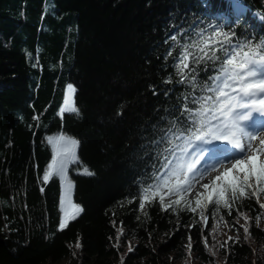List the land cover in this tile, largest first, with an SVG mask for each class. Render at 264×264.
<instances>
[{
    "label": "trees",
    "instance_id": "obj_1",
    "mask_svg": "<svg viewBox=\"0 0 264 264\" xmlns=\"http://www.w3.org/2000/svg\"><path fill=\"white\" fill-rule=\"evenodd\" d=\"M240 2L247 12L237 19L233 0H0V264H189V235L191 264H264V228L254 223L247 243L241 229L239 244L212 256L202 223L188 227L198 216L155 202L140 211L132 200L150 171L146 130L184 90L164 83L173 72L164 59L172 25L223 14L238 36L259 41L264 0ZM68 84L78 115H61ZM59 133L79 142L68 176L83 209L63 231L62 180L43 182L55 156L47 138ZM244 203L255 209H244L250 217L264 212Z\"/></svg>",
    "mask_w": 264,
    "mask_h": 264
},
{
    "label": "snow or ice",
    "instance_id": "obj_2",
    "mask_svg": "<svg viewBox=\"0 0 264 264\" xmlns=\"http://www.w3.org/2000/svg\"><path fill=\"white\" fill-rule=\"evenodd\" d=\"M233 10L237 19L243 14L240 0H233ZM221 20L227 17L217 14L194 18L187 27L172 25L175 30L164 41L169 45L164 59L170 58L173 72L164 83L181 85L184 90L172 108L146 130V142L141 147L151 161L150 171L146 169L139 181V192L132 198L138 201L140 211L155 202L165 212L198 216L188 227L202 223V241L212 256L220 249L227 250L230 241L239 244L241 229L247 243L251 223L260 229L264 220V212L250 217L244 210H255L244 203L252 200L264 209V38L255 41L250 36H238L233 23ZM75 91L72 84L67 85L61 115L79 114L78 107L73 106ZM47 142L56 155L46 168L43 182L52 176L67 181V195L72 183L66 172L69 164L78 163L74 149L79 142L64 134L49 136ZM83 174L94 173L85 168ZM72 207L77 214L83 211L78 205ZM222 211L232 217L231 223L221 215ZM209 217L215 220L211 227ZM112 223L115 227L116 221ZM221 224L237 235L209 245V236L215 240L221 234ZM67 226L65 219L58 231ZM116 231L114 247L118 249L125 233L123 227ZM75 247L81 244L77 242ZM186 247L191 264V235ZM128 251H134L131 242ZM120 264H124L123 257Z\"/></svg>",
    "mask_w": 264,
    "mask_h": 264
},
{
    "label": "rangeland",
    "instance_id": "obj_3",
    "mask_svg": "<svg viewBox=\"0 0 264 264\" xmlns=\"http://www.w3.org/2000/svg\"><path fill=\"white\" fill-rule=\"evenodd\" d=\"M60 134H62V133L54 134L52 136H56V135H60ZM262 135H264V134H262ZM69 137H71V136H69ZM74 151H75L76 156H77V148H75ZM55 155H56V153H55ZM70 165L71 164L68 165V169H69ZM68 169H67V172H66V176H67V180L71 181L69 176H68ZM204 182H207V181H204ZM71 183H72V187H71L70 190H68L67 195H66L65 194V190L67 188V181H62V209H63L62 221H64L66 219L68 223L72 220V216L73 215H76V217H77L81 213V212H79L77 214L76 213V209L74 207H72V204H75V205H77V204L74 202V198H73L74 185H73L72 181H71ZM262 200H264V197H262ZM240 223H244V221L241 220ZM260 227L264 228V223L263 222H261ZM220 233L221 234L218 235L219 236L218 237L219 240L220 239L221 240H226L228 236H234V233L232 231H229V229L227 227H225L224 224L220 225Z\"/></svg>",
    "mask_w": 264,
    "mask_h": 264
}]
</instances>
